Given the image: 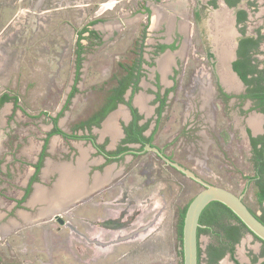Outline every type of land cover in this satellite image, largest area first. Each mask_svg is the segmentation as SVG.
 <instances>
[{
  "label": "flooded vegetation",
  "instance_id": "af4514ba",
  "mask_svg": "<svg viewBox=\"0 0 264 264\" xmlns=\"http://www.w3.org/2000/svg\"><path fill=\"white\" fill-rule=\"evenodd\" d=\"M49 1L29 0L31 4L29 25L32 30L39 26L43 27L48 23L47 20L51 19L50 10L44 8ZM174 1L177 3V0ZM221 1L223 5L234 10V19L227 13L230 25L234 20L239 27V34L231 35L230 54L225 60L226 68L238 85L228 87L222 81L218 67L219 48L213 44L216 32L222 33L211 21L217 0H208L212 9L205 10V7L200 5L194 8L193 16L195 20L202 19L201 26L207 34L208 43V48L204 52L205 59L211 60L217 76L214 92L211 93L210 78L203 71L195 72L190 96L191 99L197 100L201 107L203 106V109L198 108L200 111L206 107L208 109L209 102L214 98L224 105L228 100H233L241 115L243 113L242 122L235 124L246 139L247 144L241 145L243 151H246L247 161L253 167V173L244 176L245 190L251 187L255 200L256 194L264 186V50L260 52L263 58H257L260 44L264 42V32L260 29H257L254 35L244 32L241 25L246 22L247 12L238 7L242 0H236L233 5H229L227 0ZM242 10H245L246 17L241 20ZM94 23L95 21H91L90 25ZM211 26L213 31L209 34L208 27ZM182 27H185L184 17L179 18L177 22L179 35L182 34L180 31ZM84 33H87L89 38H98V32L89 25L78 31L73 81L63 104L54 115H50V112L44 109L40 112V116L49 118L52 125L45 130L41 143L36 147L35 144H30L27 149H16L17 144L11 142L10 145L6 144L10 146L7 148L8 154L5 152V144H0V264H33L34 257H26L27 249L25 251L21 245L25 244L24 236L29 231L33 232L32 228L35 226L45 229L50 220L56 223L57 231L65 226L68 231L93 244L90 261L96 264L101 263L99 262L101 255H104L103 264H139L143 258L153 262L151 264H156V261L161 264L162 256L167 259L165 264L172 262L183 264L181 225L185 208L190 202L185 197L191 193L192 187L183 184L179 186L178 177L194 181L167 163L152 149L156 148L170 161L194 171L188 163L173 155L172 141L160 144L153 140L170 93L175 90L177 84L178 75L172 76L168 73V67L176 70L175 73L178 74L176 65L180 53L170 54L166 49H170L169 51L177 49L179 40L174 39L171 43L155 45L148 60L143 55L144 36H141L129 51L132 56L118 62V69L106 82L107 88L103 89L98 104L87 110L85 116L76 119L69 130H65L60 126L59 119L78 92L84 52L81 39L84 38ZM11 35L12 33L9 34ZM227 36L230 38L229 33ZM21 38L24 42L26 36ZM218 42L220 41L216 39V44ZM6 52L4 50L2 54L8 59L9 55ZM164 55L170 58L165 71H162L160 58ZM149 66H154L152 77L147 76ZM55 67L51 65L52 70ZM241 72H244L246 79L241 77ZM258 72L262 75L259 87L253 80L258 76ZM162 74H169V77L167 75L165 78L171 80V84L168 85L165 79L161 78ZM13 88L10 92L6 88L0 91V108L9 103L10 115L18 110L27 115V111L19 104V96L13 92ZM139 92L144 94L143 98L137 97ZM146 101H149L153 108H149L145 104ZM250 120H253V124ZM53 135L59 136L68 144H49V139ZM77 141L86 144H74ZM168 147H171V151H168ZM57 150L61 152L58 156ZM51 155L55 157L52 158ZM25 156L28 157L21 158ZM185 156L187 159L192 158L190 153H186ZM229 160L237 163V158L229 157ZM142 165L147 169H135ZM65 175H70L75 184L74 187L72 186L74 184L70 185L65 192L67 194L62 193L61 188V179ZM238 195H242L246 203L245 193ZM255 203L258 211H254L247 203L246 205L256 215H261L256 200ZM262 207L264 208V200ZM56 216L61 217L63 223L57 221ZM64 216H70L74 222L65 220ZM76 220L85 222L86 225L83 223L85 227H79L75 223ZM199 227L206 228L199 234L197 231L199 264L202 261L206 264L208 245L217 246L219 243L215 237L218 235L217 226L201 224ZM245 232L251 233L248 230L243 234ZM203 233H208L212 240L202 251L199 237ZM251 234L262 243L258 237ZM120 243L121 252L116 254L114 259H109L114 253L112 246ZM237 243L234 244L233 257L225 250L218 263L225 257H229L234 264H260L264 260V251L260 250L259 255L250 254L249 262H241L235 257ZM262 245L264 246L263 243Z\"/></svg>",
  "mask_w": 264,
  "mask_h": 264
},
{
  "label": "rangeland",
  "instance_id": "374dc122",
  "mask_svg": "<svg viewBox=\"0 0 264 264\" xmlns=\"http://www.w3.org/2000/svg\"><path fill=\"white\" fill-rule=\"evenodd\" d=\"M200 5H203L205 10L212 9L208 0H177V3L174 0H50L44 8L50 10L51 19L47 20L48 23L43 27L39 26L32 30L29 25L31 10L29 0H0V91L6 88L10 92L14 87L13 92L18 94L19 104L27 111V115L19 110L10 115V104L1 106L0 144H5V152L8 154L7 148L10 146L6 144L10 145L11 142L17 144L16 149H27L30 144H35L36 147L41 143L45 130L51 128L50 119L40 116V112L44 109L49 111L50 115H54L64 102L73 81L77 33L81 28L89 25L98 32V38H89V35L84 33V38L81 39L84 52L78 92L59 119L60 126L65 130H69L76 119L85 116L87 110L98 104V99L107 88L106 82L118 69V62L132 56L129 51L141 36H144L143 55L146 59L152 56L155 45L171 43L175 39L179 40L178 48L171 51L166 49V52L174 55L180 53L176 65L178 74L175 73L176 70L168 67V73L172 76L178 75L177 84L175 90L170 93L153 140L160 144L172 141V152L175 157L188 163L191 169L206 181L226 187L236 194L244 192L246 203L254 211H258L252 188L245 190L244 176L251 175L253 167L247 161L246 151H243L241 145L247 144L246 139L237 127L243 120L241 117L243 113L241 115L233 100H228L224 105L214 98L209 102L208 109L206 107L200 111L198 108L203 106L201 107V104L190 96L195 72L203 71L210 78L211 93L214 92L217 76L211 60L205 59L204 52L208 48V43L207 34L201 26L202 19L198 21L193 16L194 8ZM238 7L247 12L246 22L241 25L246 34L254 35L257 29L264 32V0H242ZM214 8L216 10L212 15V23L217 29L219 23L215 17L219 15L218 19L223 18L224 25L226 23L229 25L231 41L232 34H239V27L234 20L230 25L228 18L229 14L234 19L233 8L226 7L221 0H217V6ZM158 15L160 18L155 21ZM183 17L185 27L181 28L182 34L179 35L177 22ZM91 21L95 23L90 25ZM212 27H208L209 34H212ZM219 35L216 32L215 42L213 41L216 47ZM22 36H26L24 42ZM4 50L10 59L2 54ZM263 50L264 42L260 44L257 58H263L260 53ZM52 64L56 66L53 70ZM153 69L154 66L148 67L147 76L152 77ZM167 75L169 77V74ZM167 75L162 74L161 78L169 85L171 80L165 78ZM143 95L139 92L137 97L143 98ZM145 104L153 108L149 101ZM244 105L246 107L247 104ZM49 144L68 143L53 135L49 139ZM74 144L86 143L77 141ZM168 151H171V147H168ZM60 153L57 150L56 156ZM186 153H190L192 158L187 159ZM229 157L237 158V163L229 160ZM143 168L147 169L144 165L140 168L135 167L139 170ZM180 184L192 187L191 193L185 197L187 201L201 189L199 184L179 176L178 185ZM63 218L74 222L70 216ZM75 223L79 227L86 225L85 222L78 220ZM56 226V223L50 220L45 229L35 226L32 228L33 232L29 231L24 236L25 244L21 245L25 251L27 249L26 257H34L33 264H96L90 261L93 244L68 231L65 226L57 231ZM211 240L212 237L208 233L200 235L202 251ZM112 248L114 253L109 259H114L116 254L121 252V243L113 245ZM260 250L264 251L262 243L251 233L245 232L235 246V257L247 263L250 254L259 255ZM103 260L104 255H101L99 257L101 263L98 264H103ZM166 260L162 256L161 264H165ZM224 261L227 264H234L229 257L221 259L218 264ZM151 263L153 262L147 258L139 262ZM158 263L156 261V264ZM201 264L205 262L202 261Z\"/></svg>",
  "mask_w": 264,
  "mask_h": 264
},
{
  "label": "water",
  "instance_id": "95a60500",
  "mask_svg": "<svg viewBox=\"0 0 264 264\" xmlns=\"http://www.w3.org/2000/svg\"><path fill=\"white\" fill-rule=\"evenodd\" d=\"M150 148V147H149ZM169 164L183 172L186 177L192 179L201 186V189L188 203L182 225V261L183 264H198V227L201 226L199 219L202 211L213 201H217L228 207L260 240L264 241V223L248 208L238 195L226 187L210 183L197 175L194 171L170 161L156 148L152 147ZM57 221L63 223L61 217L56 216Z\"/></svg>",
  "mask_w": 264,
  "mask_h": 264
},
{
  "label": "trees",
  "instance_id": "16d2710c",
  "mask_svg": "<svg viewBox=\"0 0 264 264\" xmlns=\"http://www.w3.org/2000/svg\"><path fill=\"white\" fill-rule=\"evenodd\" d=\"M235 2L236 0H227V3L229 5H233ZM245 17H246V12L245 10H242L241 20L245 19ZM240 74L243 79H246L244 72H241ZM253 80L256 82V85H258L259 87V84L262 80L261 73H259L258 76L254 77ZM260 189L261 191L256 194L255 200L260 206L262 212L261 215H256L255 212H253L249 207L248 208L258 217V219H260L264 223V208L262 207V202L264 200V186L261 187ZM199 222L200 224H205L208 225L209 227L217 226L216 228L218 235H215V237H216V241H219V243L217 246H212V244L208 245L206 250V254H207L206 264H217L218 260L224 255L225 250H228L231 254V257H233L234 244L239 241L244 231H248V229L242 223V221L228 207L217 201H213L207 205V207L202 211L200 215ZM204 229L206 230V228L198 227V234L201 230ZM262 243L264 244V241H262ZM228 245L229 247H227ZM199 256H200V249L198 247V264H199ZM260 264H264V260Z\"/></svg>",
  "mask_w": 264,
  "mask_h": 264
},
{
  "label": "bare ground",
  "instance_id": "6f19581e",
  "mask_svg": "<svg viewBox=\"0 0 264 264\" xmlns=\"http://www.w3.org/2000/svg\"><path fill=\"white\" fill-rule=\"evenodd\" d=\"M218 16L215 17V20L219 23L217 25V27L222 33L218 36L220 42L217 43V46L219 48V51H218V54H219V64H218L219 72H220L223 83H225L228 87H237L238 84H237L236 80L231 75V73L228 71V69L226 68V65H225V60L230 54V42H229V37L227 36V34L229 33L228 32L229 31L228 26H227V23H226V25H224V23H223L224 20H222L223 18L220 17V19H218ZM157 18H160L159 15L156 17L155 21H157ZM225 21H226V19H225ZM169 58L170 57H166V56L161 58V60H160L161 70L165 71L167 64L169 62ZM250 121L253 124V120H250ZM222 264H227V263H226V261H224V262H222Z\"/></svg>",
  "mask_w": 264,
  "mask_h": 264
},
{
  "label": "crops",
  "instance_id": "0c3cea01",
  "mask_svg": "<svg viewBox=\"0 0 264 264\" xmlns=\"http://www.w3.org/2000/svg\"><path fill=\"white\" fill-rule=\"evenodd\" d=\"M229 42H230V46H231L230 38H229ZM72 180H73V178H71L70 175H69V176H68V175H65V176L61 179L62 193H65V192L67 191V189L70 188V185H71V184H74V182H73ZM78 180L80 181V178H79ZM72 186L74 187L75 184L72 185ZM65 194H67V193H65Z\"/></svg>",
  "mask_w": 264,
  "mask_h": 264
}]
</instances>
